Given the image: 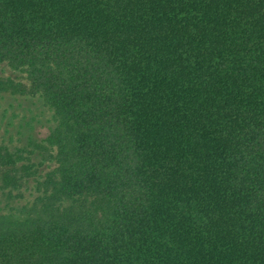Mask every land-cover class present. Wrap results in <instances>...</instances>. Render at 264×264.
Returning <instances> with one entry per match:
<instances>
[{
    "label": "trees",
    "instance_id": "trees-1",
    "mask_svg": "<svg viewBox=\"0 0 264 264\" xmlns=\"http://www.w3.org/2000/svg\"><path fill=\"white\" fill-rule=\"evenodd\" d=\"M0 264H264V0H0Z\"/></svg>",
    "mask_w": 264,
    "mask_h": 264
},
{
    "label": "rangeland",
    "instance_id": "rangeland-1",
    "mask_svg": "<svg viewBox=\"0 0 264 264\" xmlns=\"http://www.w3.org/2000/svg\"><path fill=\"white\" fill-rule=\"evenodd\" d=\"M19 74L0 64V77L16 78ZM48 111L28 100L0 94V145L22 144L30 134L42 137L48 126Z\"/></svg>",
    "mask_w": 264,
    "mask_h": 264
}]
</instances>
